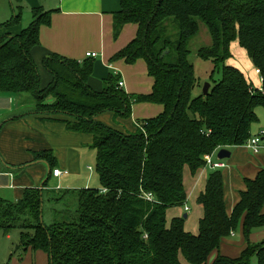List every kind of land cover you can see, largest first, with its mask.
Segmentation results:
<instances>
[{
    "label": "trees",
    "instance_id": "1",
    "mask_svg": "<svg viewBox=\"0 0 264 264\" xmlns=\"http://www.w3.org/2000/svg\"><path fill=\"white\" fill-rule=\"evenodd\" d=\"M18 9L0 27L19 24ZM51 15L37 9L19 35L0 37V95L20 99L22 111L10 121L39 116L91 135L100 187L54 196L47 182L43 189L27 188L17 202L0 200V231L20 232L15 252L41 251L49 264H264V241L250 243L252 232L264 228V170L245 180L231 215L222 172L210 173L197 199L203 209L197 235L186 231L183 217L173 218L169 226L167 221L171 208L187 202L185 170L196 176L205 168L206 156L243 147L258 121L257 109H264V0H120V10L113 14L114 40L127 25L138 30L111 62H145L154 81L147 95L127 94L119 87L118 73H110L102 90L95 91L89 84L94 59L78 62L59 55L42 62L52 78L44 88L32 51ZM200 23L207 27L211 45L198 56L214 65L211 78L218 71L221 79L213 81L207 96L194 97L200 83L189 46ZM236 38L261 72L262 90L230 64ZM135 104L164 110L139 122L133 133L98 121L108 112L128 120ZM34 159L46 161L53 174L57 161L51 151L34 153ZM6 166L4 172L16 174L14 166ZM241 224L247 246L238 257L221 254L222 241Z\"/></svg>",
    "mask_w": 264,
    "mask_h": 264
},
{
    "label": "crops",
    "instance_id": "2",
    "mask_svg": "<svg viewBox=\"0 0 264 264\" xmlns=\"http://www.w3.org/2000/svg\"><path fill=\"white\" fill-rule=\"evenodd\" d=\"M12 2L13 0H0V26L18 14H16ZM17 5L21 7V21L12 27H0V37L19 35L32 24L34 11L37 9H42L45 13L52 12L50 25H43L40 28V45L32 51V56L39 67L42 80H45L48 76L50 82L52 80L42 65L45 58L59 55L83 62L86 60L88 52L98 54L97 58L94 59V72L89 80L90 86L95 91L99 92L102 90L103 80L110 73L121 75L119 68L121 63L125 62L121 60L111 62V58L136 37L138 29L135 25H127L119 38L114 40L113 14L120 10V0L119 2L118 0H21L20 4L17 3ZM25 16L27 17L26 21L23 19ZM146 73L151 81V86L148 87L146 93L135 94V88L130 79L126 83L122 80L124 82L123 90L127 86L128 91L131 92L129 95L150 94L154 81L149 77L147 68ZM257 89L261 90L262 84ZM13 97L0 95V193L4 196H2L3 198H9V200L5 199V201H19L27 188H40L41 184L46 180L48 169H50L49 164L46 161L34 159V153L42 151L52 152L57 161L54 170L58 169L67 172L62 177H54L50 169L48 182L50 183L53 180L55 184L52 187H48L50 192L51 190L61 192L64 190L90 188L89 185L85 187H82L83 185H71L69 186L70 188L64 189L65 186H68L67 184H70V180L67 178L81 175L82 164L87 155L86 151L90 148L93 137L88 134L70 132L61 121L44 122L39 116H29L21 120L10 121L13 116L22 111L20 99ZM12 100L15 102L13 103ZM14 104L17 107L15 109ZM135 105L156 107V116L164 110L160 105ZM135 105L133 108L136 107ZM56 119L59 120L62 117H56ZM98 121L123 133L135 132V127L138 125L131 119H115L113 113L110 112L99 116ZM5 122L8 123L3 125ZM227 150L231 152V157L223 160L228 161L229 167L223 168L227 169L222 175L224 177L226 208L228 214L231 215L233 208L240 200V193L246 189L245 180L255 179L258 173L264 170V149L258 155H254L244 146L227 148ZM215 160L218 161L217 158ZM6 165L12 168L14 166L13 170L16 171V174L4 172L3 166L7 167ZM89 168L91 167H88V170ZM205 169L206 167L195 176L197 180H195L194 185L190 189L185 184L189 198L192 195L195 196V189L201 183H204L203 189L196 195L197 206H199L197 199L204 191L208 178V175L206 177ZM241 172L244 175L240 174ZM231 192L234 193V196H231ZM0 234L6 236V240L10 241L9 234L5 235L1 231ZM3 249L0 246V251ZM13 249H10V258L6 257L9 262L17 260L16 252ZM42 253L38 251V260H44L45 256ZM3 256L4 254L0 252V262L5 260ZM216 256L217 253L213 258ZM32 264H35V262H32Z\"/></svg>",
    "mask_w": 264,
    "mask_h": 264
},
{
    "label": "rangeland",
    "instance_id": "3",
    "mask_svg": "<svg viewBox=\"0 0 264 264\" xmlns=\"http://www.w3.org/2000/svg\"><path fill=\"white\" fill-rule=\"evenodd\" d=\"M13 2L12 4L17 14L19 13L18 5L15 0H13ZM23 19L24 21H26L27 17L25 16L23 17ZM209 45H211V37L209 35V31L203 23H200V33L191 41L190 46H189L190 51H191L189 60L195 67V76L200 83L199 87L194 91V97L203 93V88L206 84L213 85V81L218 82L221 79V75L218 71H216L213 78H211L212 73L214 71V65L212 64V62L203 60L198 56V51L201 48L207 47ZM231 52H232L233 57L231 59L230 64L238 67V69L245 74V76L249 79V81L253 83L255 88L260 87V85L262 84V81L260 77L257 75L256 69L251 63L247 54L245 53L243 49H241L239 45V40L237 38L231 44ZM119 70L122 75V80H124L125 83L128 82V80L130 79L131 83L134 85L135 94H140V92L144 94L147 92L148 87L151 86V81L147 77L145 62L138 61L135 65H127L125 63H121ZM49 82H50V79L48 76V78H46L45 80H42L43 87H47L50 84ZM124 91L127 94L131 93L130 91H128L127 86H125ZM13 98H16V97H13ZM13 106H14V109L17 108L15 104ZM135 106L136 107L133 108L132 116L130 118L131 120H134V123H139L141 121H144L151 117H155L157 115L156 107L141 106V105H135ZM256 114H257L258 121L252 125L251 137H256L261 131H264V109L261 107L258 108L256 111ZM86 152H87V155L82 164L81 175L80 176H70L69 178H67L70 180V184H67L68 186L67 187L65 186L64 189L70 188L69 186L71 185L72 186H77V185L82 186L83 185L82 187L89 185L90 188L100 187V183H99L97 173H96V151L89 148L87 149ZM254 155H258V154H254ZM215 162L217 161L215 160ZM221 163L225 164V167L227 168L229 167L227 164L228 161H221ZM88 167L92 168L91 172L88 170ZM222 169L213 170L211 167H206L205 169L206 177L213 171H221L224 174L226 169H223V170ZM240 174L244 175L243 172H241ZM184 177H185V184L190 189L194 185L195 180L197 179L195 178V176L191 174L189 169L185 170ZM53 185L55 184H54V181L52 180L49 183V186L52 187ZM203 186H204V183H201V185L195 189L196 190L195 196L194 195L190 196L184 207L171 208L168 211V217H167L168 226L170 225L173 218L184 217V215L187 214L188 218L185 220L186 230L189 233H192L194 235H197L199 233V220L201 219V217H203V209L197 206L196 195L199 193L201 189H203ZM51 193L54 196H57L60 194V192H57L54 190H51ZM232 195L234 196V193L231 192V196ZM2 196L3 195H1L0 193V199L9 200V198H3L4 196L3 197ZM49 206L52 207L53 205L50 204ZM9 236H10V241H7L6 236H4L3 234H0V240H1L0 246L4 248L0 252L1 254H4L3 257H5V260H2L0 264H32V262H35V264H49V260L44 253H42L45 256L44 260H38V257H37L38 252H33L31 249H29L27 253L16 251L15 256L17 257V260L13 262L12 261L9 262V260H6L7 259L6 257L10 258V255H9L10 249L14 248L13 250H15L16 247L20 245L19 230L11 231L9 233ZM263 239H264V228L255 229L252 232V235L250 237V243L251 244L260 243ZM246 246H247L246 239L243 235L242 224H241L235 233H232V235L229 238H226L222 241V244L220 246L221 254L227 255L229 257H238L239 255H241V252Z\"/></svg>",
    "mask_w": 264,
    "mask_h": 264
},
{
    "label": "built area",
    "instance_id": "4",
    "mask_svg": "<svg viewBox=\"0 0 264 264\" xmlns=\"http://www.w3.org/2000/svg\"><path fill=\"white\" fill-rule=\"evenodd\" d=\"M97 56H98V54L94 53V52H88L86 54V58L95 59V58H97ZM257 74L260 76L262 84H263V78H262L261 72L259 70H257ZM119 87L123 89V87H124L123 81H121L119 83ZM244 147H246L247 149L252 151L254 154H260L261 151L264 149V131H261L256 137H251L246 142ZM218 152L219 151L205 157V162H206L205 167H211L213 170H219V169H222L225 167V164L221 163L220 160H218L217 162L214 161V159L217 158ZM89 170L91 171L92 168H89ZM66 174H67V172H63V171L58 170V169L53 171L54 177H62Z\"/></svg>",
    "mask_w": 264,
    "mask_h": 264
},
{
    "label": "water",
    "instance_id": "5",
    "mask_svg": "<svg viewBox=\"0 0 264 264\" xmlns=\"http://www.w3.org/2000/svg\"><path fill=\"white\" fill-rule=\"evenodd\" d=\"M211 88V85L210 84H206L203 88V95L204 96H207L208 93H209V90ZM231 157V152L227 149H221L219 152H218V155H217V159L220 160V161H223V160H226V159H229ZM49 177H50V169H48V177L46 178V180H44V182L41 184L40 186V189H43L45 184L48 182L49 180ZM184 219H187V215H184L183 217Z\"/></svg>",
    "mask_w": 264,
    "mask_h": 264
}]
</instances>
